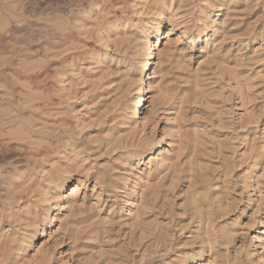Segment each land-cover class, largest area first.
<instances>
[{
  "label": "rangeland",
  "instance_id": "374dc122",
  "mask_svg": "<svg viewBox=\"0 0 264 264\" xmlns=\"http://www.w3.org/2000/svg\"><path fill=\"white\" fill-rule=\"evenodd\" d=\"M0 264H264V0H0Z\"/></svg>",
  "mask_w": 264,
  "mask_h": 264
},
{
  "label": "bare ground",
  "instance_id": "6f19581e",
  "mask_svg": "<svg viewBox=\"0 0 264 264\" xmlns=\"http://www.w3.org/2000/svg\"><path fill=\"white\" fill-rule=\"evenodd\" d=\"M161 25V23L160 22H158V28L155 30V32L152 34V37H155L156 35H158V33H159V26ZM154 49V48H153ZM153 58H155V54H154V51L152 50L151 52H150V54H149V57H148V60H147V62H146V64H145V69L146 70H149L150 69V65L152 64V59ZM141 100H139L138 101V106H143L145 103L143 102L144 101V99H145V95H142L141 97ZM139 98V99H140ZM137 106V107H138ZM139 111V110H138Z\"/></svg>",
  "mask_w": 264,
  "mask_h": 264
}]
</instances>
